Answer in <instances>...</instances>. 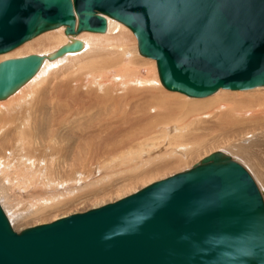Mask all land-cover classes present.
Segmentation results:
<instances>
[{
  "label": "water",
  "instance_id": "water-1",
  "mask_svg": "<svg viewBox=\"0 0 264 264\" xmlns=\"http://www.w3.org/2000/svg\"><path fill=\"white\" fill-rule=\"evenodd\" d=\"M126 25L161 84L191 97L264 85V0H0V54L59 26ZM0 62V99L45 59ZM0 264H264V192L222 151L115 201L16 231L0 205Z\"/></svg>",
  "mask_w": 264,
  "mask_h": 264
},
{
  "label": "bare ground",
  "instance_id": "bare-ground-1",
  "mask_svg": "<svg viewBox=\"0 0 264 264\" xmlns=\"http://www.w3.org/2000/svg\"><path fill=\"white\" fill-rule=\"evenodd\" d=\"M106 19L104 32L65 34L61 25L0 54L48 55L73 38L83 43L80 50L45 59L29 80L0 99V204L11 224L68 204L80 191L89 193L116 176L126 179L120 177L118 187L112 179L117 188L109 187L128 190L135 175L147 182L208 146L242 160L264 192V93L244 95L264 85L219 88L210 97H196L202 99L168 90L154 59L137 64L130 28ZM253 141L262 147L250 151L247 143ZM101 155L109 158L100 162Z\"/></svg>",
  "mask_w": 264,
  "mask_h": 264
},
{
  "label": "rangeland",
  "instance_id": "rangeland-1",
  "mask_svg": "<svg viewBox=\"0 0 264 264\" xmlns=\"http://www.w3.org/2000/svg\"><path fill=\"white\" fill-rule=\"evenodd\" d=\"M115 21V20H114ZM117 22V21H116ZM118 23H120V22H118ZM121 25H123L122 23H120ZM125 26V25H124ZM126 27V26H125ZM127 29H129V28H127ZM130 33L132 34V32L130 31ZM135 45V46H134ZM18 48V47H17ZM16 48V49H17ZM134 49V50H133ZM131 50L134 52V51H136V52H134V54H135V60H136V62H137V64H142L143 62V60H144V62L145 61H147V60H152V59H150V58H147V57H144V56H142V55H140L139 53H138V51H137V42H136V38H134V36H133V44L131 43ZM13 51V50H12ZM11 51V52H12ZM21 50H19L18 52H20ZM18 52H15V53H18ZM6 54V53H5ZM1 55H3V54H1ZM0 55V56H1ZM12 57H14V54L13 55H11ZM140 58V59H139ZM3 60H5L3 57H0V62L1 61H3ZM138 60H139V62H138ZM141 61V62H140ZM156 62L153 60V64H155ZM156 67V66H155ZM162 87V89L163 90H165V91H167V92H170V91H168V90H166L165 88H163V86H161ZM256 93V94H259V93H257L258 91L261 93V92H263L264 93V89H257V90H248V91H245L244 93V95H256L254 92ZM246 92L248 93V94H246ZM250 92L252 93V94H250ZM171 93V92H170ZM173 93V92H172ZM178 94H180V95H183V96H186L185 94H182V93H179L178 92ZM210 96H212V94L211 95H209V96H207V97H210ZM186 97H188V98H196V97H189V96H186ZM202 98H206V97H202ZM202 98H196V99H202ZM223 133H226V132H223ZM255 141H253V142H251V143H247V145L250 147V151H254V149H255V151H256V149L257 150H259V148H261L262 147V145L261 144H259V143H257V142H255ZM257 143V144H256ZM255 144V145H254ZM256 145H258V146H256ZM255 147V148H254ZM258 147V148H257ZM227 148V147H226ZM226 148H225V151H227L226 150ZM205 149V150H204ZM215 149V150H214ZM220 151V150H218L217 149V147H212V146H210V148H209V146L208 147H205V148H202V150L200 149V152H197V153H195L194 155H193V157L191 158H189L188 159V161L187 160H185V161H182V162H179V164L178 163H174V162H172V164L171 165H169V166H167V167H165V168H163L161 171H157L156 173H153V174H151L150 175V177H147V179L149 178L150 180H147V182L144 180H141L140 181V179H138V177L137 176H139V175H135V177H134V175H132V177H134L133 179H134V182L128 187V190H123V191H125V193L123 192V191H120L119 193H117V192H114L113 191V189H116L118 186H120V185H122L121 183H123V179H126V177H123L122 175H120V176H116V177H113L112 179L115 181V180H117V182L115 181V185L117 186L116 188H115V185H114V181H112V182H110L111 180H109V182H106V183H104L105 185H106V187H105V185L103 184V185H101L100 186V188L99 187H97V188H94L93 190H89V193L88 192H86V193H83V194H86L85 196L86 197H84V195L81 193V191H80V194L78 195V193L74 196V199H73V197L68 201V204L67 203H65V204H67L66 206H65V204H63V203H61V205H59L58 207H56L55 209H51V210H48V209H46L45 211H43V212H41V214L40 213H38V214H35V215H32V216H30V218H29V216H27V217H23L22 219H20V220H16V221H12V226L14 227V229L16 230V231H20V230H22V229H24V228H27V227H30V226H33V225H36V224H41V223H46V222H51V221H53V220H55V219H57V218H60V217H62V216H68V215H70V214H73V213H75V212H82V211H85V210H87V209H90V208H93V207H97V206H101V205H103V204H105V203H108V202H112V201H115V200H117L118 198H121V197H123V196H125V194L126 195H128V194H130L131 192L133 193V192H135V191H137V190H139L140 188H142V187H144V185L146 186L147 184H149V183H151V182H153V180L154 181H156V180H159V179H162V178H165V177H167V176H170V175H172V174H175V173H177V172H181V171H184V170H187V169H189L190 167H192L193 166V164H195V163H197V162H199L204 156H206V154L208 155V154H210V153H212V152H214V151ZM223 150H224V148H223ZM222 151V150H221ZM229 155L231 156L232 154L231 153H229ZM109 158V156H104V155H101L99 158H98V160L100 161V162H103V161H106L107 159ZM231 158H235L234 160H236L237 162H239L241 165H243L245 168H246V170H248V168L244 165V163H243V161L242 160H240L239 158H236L234 155L233 156H231ZM174 163V164H173ZM169 167V168H168ZM180 167V168H179ZM177 170V171H176ZM11 170L10 169H8V170H6V174L8 173L9 175H11L12 174V172H10ZM249 171V170H248ZM102 171H100L99 172V174L101 173ZM103 173V172H102ZM102 173L100 174V176L102 175ZM250 174H251V176H252V173L251 172H249ZM6 174L4 175V178L3 179H6V178H8L7 176H6ZM14 174V173H13ZM82 174H84L85 176H87L88 174H89V171H86V172H84V173H82ZM96 175H97V173H96ZM156 175V176H155ZM123 178L122 180H120V181H118L119 180V178ZM131 177V178H132ZM137 177V178H136ZM151 177H154V178H151ZM156 177V178H155ZM253 177V176H252ZM120 178V179H121ZM133 179H132V181H133ZM138 179V180H137ZM253 179L255 180V178L253 177ZM13 180H19V179H17V178H15V176L13 175ZM137 180V181H136ZM120 182V184H118ZM142 182H144V183H142ZM255 182H257L256 180H255ZM11 183V185H13L14 183L11 181L10 182ZM13 183V184H12ZM135 183V184H134ZM110 184V185H109ZM112 184V185H111ZM114 185V186H113ZM109 186H112V188L111 187H109ZM104 187H105V190H104ZM102 188H103V190L105 191V193L107 192V194H104V192H103V190H102ZM107 188V189H106ZM110 190H109V189ZM85 192V191H87V190H82V192ZM91 191V192H90ZM98 191V192H97ZM100 191V192H99ZM111 191H112V193H111ZM126 191H128V192H126ZM103 192V193H102ZM122 192V193H121ZM91 193H97L96 194V196L94 195V194H91ZM121 193V194H120ZM124 193V194H123ZM128 193V194H127ZM89 194V195H88ZM91 194V195H90ZM100 194V195H99ZM103 196H102V195ZM117 194V195H116ZM13 195H15L16 196V193H14ZM93 195H94V197H93ZM14 196V197H15ZM80 196H81V198H80ZM83 196V197H82ZM18 197H20V196H18ZM75 197H77L76 199H75ZM82 198H84V200L82 201V202H79V201H81L80 199H82ZM87 198V199H86ZM89 198V199H88ZM16 199H18V200H16ZM12 200H14V201H16V202H18L19 201V198H17V196H16V198L14 199H12ZM77 200H78V202H77ZM74 202H76L75 204L72 203ZM63 204V205H62ZM72 204V205H71ZM1 205V204H0ZM2 207V206H1ZM5 212V211H4ZM45 212V213H44ZM37 216V217H36ZM35 217V218H34ZM55 218V219H54ZM24 219H27V220H24ZM20 221V222H19Z\"/></svg>",
  "mask_w": 264,
  "mask_h": 264
}]
</instances>
